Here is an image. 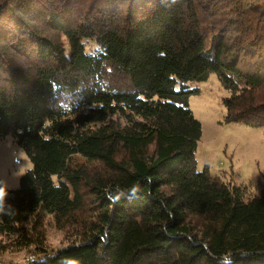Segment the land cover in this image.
I'll return each mask as SVG.
<instances>
[{"label":"trees","instance_id":"16d2710c","mask_svg":"<svg viewBox=\"0 0 264 264\" xmlns=\"http://www.w3.org/2000/svg\"><path fill=\"white\" fill-rule=\"evenodd\" d=\"M211 73L225 122L264 126V0H0V138L33 163L0 182V256L264 264V183L197 166Z\"/></svg>","mask_w":264,"mask_h":264},{"label":"rangeland","instance_id":"374dc122","mask_svg":"<svg viewBox=\"0 0 264 264\" xmlns=\"http://www.w3.org/2000/svg\"><path fill=\"white\" fill-rule=\"evenodd\" d=\"M191 86L201 89L200 94L189 98L194 115L202 123V136L196 151L197 166L209 164L211 171L224 180L243 183L256 191L264 183V126L242 122H225L226 109L222 97L229 90L221 85L216 73ZM33 167V163L12 134L0 138V182L8 188L19 186L21 175ZM48 247L56 250L66 241L64 231L54 225L46 227ZM43 256L33 250L9 252L0 256V264H22L28 259Z\"/></svg>","mask_w":264,"mask_h":264}]
</instances>
